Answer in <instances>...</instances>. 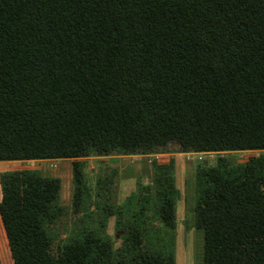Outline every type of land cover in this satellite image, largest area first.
Instances as JSON below:
<instances>
[{
	"label": "trees",
	"instance_id": "16d2710c",
	"mask_svg": "<svg viewBox=\"0 0 264 264\" xmlns=\"http://www.w3.org/2000/svg\"><path fill=\"white\" fill-rule=\"evenodd\" d=\"M170 144L264 149V0H0V160L153 154ZM153 169L138 207L112 211L116 248L86 224L54 241L47 224L59 179L29 167L1 172L14 263L174 264L171 160ZM195 178L201 264H264V164L220 156ZM83 192L76 187L73 210Z\"/></svg>",
	"mask_w": 264,
	"mask_h": 264
},
{
	"label": "rangeland",
	"instance_id": "374dc122",
	"mask_svg": "<svg viewBox=\"0 0 264 264\" xmlns=\"http://www.w3.org/2000/svg\"><path fill=\"white\" fill-rule=\"evenodd\" d=\"M220 156L231 164L241 163L249 156H254L264 164V149L219 154L195 153L179 152L176 145L170 144L165 151L153 154L89 155L74 159L40 160L34 167H30L34 163L27 165L29 168L38 167L43 176L59 179V210L57 216L47 224L54 241L64 240L65 237L78 233L80 227L86 224L94 227L98 234L111 238L112 245L116 248L121 241V232L116 229L117 220L112 211L120 206L136 209L140 197L146 192H152L153 162L167 163L171 160L176 189L172 235L174 264H201V231L193 222L196 199L195 171L199 165L212 166ZM73 163L78 164L81 172L79 181L76 182L72 177ZM76 187H82L84 190V200L73 210L71 201ZM1 198L0 194V201ZM14 216L8 225V212L0 208V264H15ZM41 222L43 228V220Z\"/></svg>",
	"mask_w": 264,
	"mask_h": 264
},
{
	"label": "crops",
	"instance_id": "0c3cea01",
	"mask_svg": "<svg viewBox=\"0 0 264 264\" xmlns=\"http://www.w3.org/2000/svg\"><path fill=\"white\" fill-rule=\"evenodd\" d=\"M39 161L40 160H30V161L0 160V173L5 172V171H13V170H19L23 168H28L29 165H27V163H34V165L30 166V167H34L36 163H39ZM35 169H38V167ZM0 194H1V188H0Z\"/></svg>",
	"mask_w": 264,
	"mask_h": 264
}]
</instances>
